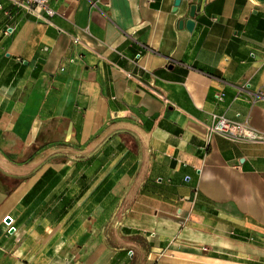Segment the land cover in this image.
Instances as JSON below:
<instances>
[{
  "label": "crops",
  "instance_id": "1",
  "mask_svg": "<svg viewBox=\"0 0 264 264\" xmlns=\"http://www.w3.org/2000/svg\"><path fill=\"white\" fill-rule=\"evenodd\" d=\"M175 1L0 0V264H264V0Z\"/></svg>",
  "mask_w": 264,
  "mask_h": 264
},
{
  "label": "built area",
  "instance_id": "2",
  "mask_svg": "<svg viewBox=\"0 0 264 264\" xmlns=\"http://www.w3.org/2000/svg\"><path fill=\"white\" fill-rule=\"evenodd\" d=\"M18 7L29 8L35 12H43L47 16L55 14L49 6V0H8ZM1 5V3H0ZM209 121L205 124V135L209 140L213 135H221L234 141L263 142L264 134L252 127L248 121L240 122L225 118L216 113H210Z\"/></svg>",
  "mask_w": 264,
  "mask_h": 264
},
{
  "label": "water",
  "instance_id": "3",
  "mask_svg": "<svg viewBox=\"0 0 264 264\" xmlns=\"http://www.w3.org/2000/svg\"><path fill=\"white\" fill-rule=\"evenodd\" d=\"M178 4V0H176L175 1V5H177ZM194 6H191V8H190V16L192 17L193 16V14H194ZM182 24V21L180 22V25ZM193 25H194V21L192 20V19H187L186 21H185V26H186V28L188 29V30H191L192 28H193ZM7 220H9V219H7Z\"/></svg>",
  "mask_w": 264,
  "mask_h": 264
}]
</instances>
